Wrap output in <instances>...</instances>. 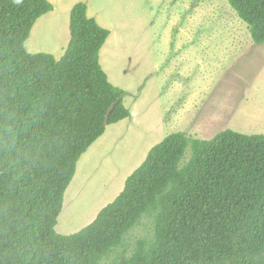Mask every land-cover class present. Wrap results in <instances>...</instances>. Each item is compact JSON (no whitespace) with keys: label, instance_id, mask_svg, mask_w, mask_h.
Returning <instances> with one entry per match:
<instances>
[{"label":"trees","instance_id":"1","mask_svg":"<svg viewBox=\"0 0 264 264\" xmlns=\"http://www.w3.org/2000/svg\"><path fill=\"white\" fill-rule=\"evenodd\" d=\"M227 1L263 45L264 0ZM53 11L0 0V264H102L144 218L152 235L112 264H264V134H170L89 226L57 232L83 155L132 113L101 63L111 31L86 3L72 9L61 59L26 50Z\"/></svg>","mask_w":264,"mask_h":264},{"label":"rangeland","instance_id":"2","mask_svg":"<svg viewBox=\"0 0 264 264\" xmlns=\"http://www.w3.org/2000/svg\"><path fill=\"white\" fill-rule=\"evenodd\" d=\"M26 42L31 54L61 59L71 41L73 7L111 31L101 51L110 81L125 90L132 117L110 125L83 155L65 195L57 232L77 233L123 191L150 151L170 134L212 140L231 129L264 134V44L227 0H50ZM191 158L189 148L185 161ZM153 233L148 218L104 259L130 255Z\"/></svg>","mask_w":264,"mask_h":264}]
</instances>
